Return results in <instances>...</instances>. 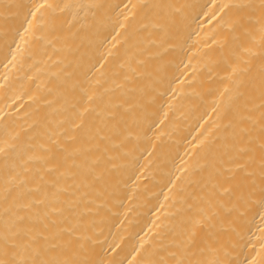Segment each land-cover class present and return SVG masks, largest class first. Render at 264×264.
Segmentation results:
<instances>
[{"label":"bare ground","instance_id":"bare-ground-1","mask_svg":"<svg viewBox=\"0 0 264 264\" xmlns=\"http://www.w3.org/2000/svg\"><path fill=\"white\" fill-rule=\"evenodd\" d=\"M0 264H264V0H0Z\"/></svg>","mask_w":264,"mask_h":264}]
</instances>
